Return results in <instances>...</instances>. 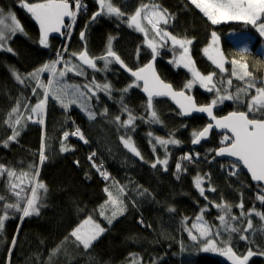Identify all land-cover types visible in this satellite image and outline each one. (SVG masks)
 I'll return each instance as SVG.
<instances>
[{"label": "trees", "instance_id": "obj_1", "mask_svg": "<svg viewBox=\"0 0 264 264\" xmlns=\"http://www.w3.org/2000/svg\"><path fill=\"white\" fill-rule=\"evenodd\" d=\"M28 3L39 0H26ZM87 7L82 9L76 18L74 30L70 38V50L80 52L85 43L91 57H99L106 51L109 36L115 37L112 41L113 50L132 69L138 68L151 58V50L144 44V35L127 26L126 18L101 16L95 22L89 23L92 13L97 11L95 0H81ZM120 6L127 2L137 8L141 3H156L162 9H167L174 19L162 28L178 38H195L190 51L195 66L204 74L215 72L217 87L221 88L222 95L229 79L231 65L228 72L220 73L203 54L215 31L222 39L224 51L232 59V42L228 38L230 32L249 33L253 39L250 48L245 52L250 70L257 78L264 75V40L257 30L243 22L231 21L219 25H212L189 0H114ZM0 9H12L17 15L23 32H17L10 38L13 52L0 50V164L15 169L17 173L28 171L29 165L35 164L40 168L39 180L46 183L49 191L43 200L44 207L40 214L23 220L21 213L14 209L8 210L9 219L5 221L3 232L0 234V264H49V257L54 247L61 245L66 236L82 223L89 215L106 229L105 233L85 250L82 245L74 242V238L63 243L59 254L51 264H133L134 259L141 264H228L220 255L195 251L185 254L181 251V241L188 240L187 232L181 224L183 217L194 218L202 207L208 205L204 214L211 225L216 220L219 210L212 206L226 201L233 206V213L239 216L240 209L235 205L243 200V211L250 209L264 213V205L257 199L258 186L253 183L249 175L240 168L236 176H231L233 163L226 159H219L215 149L222 146L224 134L213 133L209 140L199 146L191 143L193 131L202 130L208 123L204 116L195 115L184 118L167 99H154L153 103L162 123H150L146 112V100L139 87L129 89L127 93L121 90L133 82V78L116 63L104 69L103 61L97 62L96 71L85 66L88 80H75L77 84L91 82L92 78L99 84L110 83L111 96L104 92L98 93V99L93 98L90 106L97 113L95 120H89L87 115L77 106L64 110L60 104L47 101L43 117L31 113L24 105L34 106L39 99H43L42 90L38 89L34 95L32 88L34 81L20 84L16 81L13 72L22 76L49 62L56 56L62 44V39L50 37L48 47L39 44L40 30L31 14L21 7V0H0ZM87 24V28L85 25ZM85 32V40L81 41L80 32ZM139 55L137 56V49ZM171 51L163 50L156 59L157 69L164 80L170 82L178 90L191 79L190 72L183 66L176 67L172 63ZM225 81L224 84L219 81ZM257 86H261L257 84ZM237 87L243 83L233 79L229 92L235 93ZM193 95L199 104L209 103L215 93L205 92L199 87L186 90ZM254 94V93H253ZM248 99V98H244ZM20 101V113L24 127L16 141L3 146V141L11 135L10 128L4 123L8 113L16 102ZM122 101V102H121ZM122 104L132 110L137 119L133 127L124 128L114 122L117 115H122ZM107 108V114L101 115ZM247 111V108L236 101L225 100L221 106L217 105V115H224L230 111ZM31 115L32 119L27 117ZM44 124H40V119ZM125 117L122 115L121 119ZM15 116L13 117V120ZM122 123V121H121ZM79 127L89 141L85 144L75 136H69L64 147L73 149L61 152V139L65 131L72 133ZM159 135L181 141L179 145L170 146L171 157L167 171L162 165L152 168L151 164L159 157L161 149L153 152L152 135ZM133 139L136 147L143 156V160L133 154L132 164L121 161L118 150L122 147L120 137ZM42 137L45 143L47 160L39 164V149ZM151 141V142H150ZM95 152L94 162L102 165L101 171L107 172L109 180L103 179L100 173L92 167L88 156ZM186 153L193 154L192 162L182 161L180 158ZM199 153V158L195 154ZM79 162L78 164L76 162ZM182 164L186 171L177 174L175 165ZM197 174L206 178L203 187L207 200L200 196L194 186ZM179 175V179H177ZM114 182L127 186L130 190L133 185L149 190L153 199L145 204H138L131 198L126 200V211L118 216L112 225L99 216V207L107 200L105 187L109 189ZM8 177L5 174L0 178V193L7 198L6 202L14 203L15 198L6 191ZM215 187L216 192L207 189ZM264 194V193H261ZM172 207L175 212H169ZM3 205L0 204V214ZM144 221L142 226L139 221ZM246 226L247 217L243 218ZM256 229L264 227V221L252 216ZM191 221L189 222V225ZM188 225V226H189ZM16 243L13 246L12 240ZM255 243L239 241L235 238L233 246L238 254L246 253L249 247L254 252H264V232H256ZM249 264H264V256L254 255Z\"/></svg>", "mask_w": 264, "mask_h": 264}, {"label": "snow or ice", "instance_id": "obj_2", "mask_svg": "<svg viewBox=\"0 0 264 264\" xmlns=\"http://www.w3.org/2000/svg\"><path fill=\"white\" fill-rule=\"evenodd\" d=\"M95 2L97 4V11L92 13L89 23L95 22L101 16L116 17L118 19L126 18L129 28H133L144 35V44L151 50L152 59L135 70L129 68L113 50L112 41L115 37L112 36L108 38L105 53L99 57H91L85 43L83 50L78 53L72 52L69 59L65 60L64 53L68 51L67 46H65L63 53L57 52V58L55 60L44 63L32 72L27 73L26 76L13 72L16 81L20 84H25L26 81L35 82L36 87L32 88L34 95L38 89L42 90L43 99H39L30 108L29 105L25 104L24 108L31 113H36L43 117L47 101L51 98L54 102H58L64 110H68L71 105H76L86 113L89 120H95L97 113L92 110L90 101L94 97L98 99V92H104L110 97L112 91L111 84H99L96 82L95 77L92 78L90 83L83 85L68 84L64 82V77L69 72H74L78 76H85V66L96 71H101L102 69L97 68L98 61H103V70L108 69L110 64L116 63L134 78L131 84L121 90L122 93H127L133 87H139L138 82H143V92L147 96L145 108L149 117L148 122L162 123L153 101L157 97H170L179 106L180 115L188 116L193 113H206L211 119V122L202 130L191 133L192 144H199L202 139H206L214 128L226 130L221 140L223 146L214 150L215 155H227L236 159V162L230 165L232 169L230 172L231 176H236L241 166L247 170L251 180L256 182L258 186L256 199L264 205V194H261L264 193V78L258 79L254 71L250 70L249 64L243 56V53L247 52V49L242 50L240 59L232 58L228 60L219 45L220 37L215 31L211 33V39L208 45L202 50L203 54L219 69L220 73L228 72V68L225 65H231L230 76L226 81V87L223 89L227 94L221 95V88L217 87V81L214 79L216 73L210 72L204 75L195 66V61L190 55V46L193 44L195 38H178L161 27L162 24L167 25L170 18L174 19L167 9H162L156 3H141L133 14L128 15L120 7L115 6L112 0H95ZM189 3L194 5L212 25H219L231 21L243 22L245 25H250L255 28L259 35L264 37V0H189ZM21 7L26 9L39 24V44L48 47L50 33L64 35L62 31L64 29L67 30V36H71V29L75 24L78 13L87 6L83 5L81 0H39V2L35 3H28L26 0H21ZM66 18H69L71 23L65 24ZM6 20H10L11 23H5ZM85 28H87V24ZM23 31V27L14 13L9 12L5 15L3 10L0 9V50H6L10 53L13 52L11 47L6 48V41L11 35H15L17 32L22 33ZM150 32L151 39H149ZM80 39L81 41L85 40L84 31L80 32ZM169 41L174 48L175 46H179L182 50L179 58L174 59L172 63H175L178 67L182 65L192 76V79L188 80L180 91L173 90L171 84L165 83L156 73L154 67V61L160 55L159 49L165 47ZM138 55L139 48L137 49ZM72 58H75L79 63L73 64ZM60 64H63V68L58 71L57 65ZM45 73L49 74L47 83L41 79L42 74ZM233 79L243 83V87H237L235 93L229 92L233 84ZM219 83L224 84L225 81L221 80ZM194 84H199L200 87L207 89L208 92H215L216 98L207 104L198 105L193 96L186 94V90L192 89ZM257 84L261 86L258 87ZM225 100L243 104L247 108V111H232L226 116L217 117L214 115L213 110L218 103H223ZM20 107L21 103L18 100L16 106L11 109L7 119L4 121L11 130V135L2 142L5 147H7L9 142L16 141L20 135V130L18 129L24 127ZM122 108L128 118L121 123V116L117 115L114 118V122L126 129L133 127L137 117L133 115L132 110L126 105L122 104ZM107 111V108H105L101 115H106ZM14 116L15 119L13 120ZM27 119L31 120V115ZM39 123L44 124V120L41 118ZM70 135L78 137L85 144L89 142L79 127L72 133L65 131L61 139V152L73 150L64 147V142ZM148 135L151 136L152 134L149 133ZM154 139L153 152H155L156 145H159L165 148L166 154L162 160L156 157L151 167L157 168L159 165H162L164 170L167 171V146L179 145L181 141L173 138L172 135L168 139L161 137H155ZM120 140L124 148L135 157L143 160V156L130 136L127 139L122 136ZM38 155L39 164L43 165L47 160L43 137ZM95 156V152L88 156V160L92 161V167L100 173L103 179L109 180V174L101 171L102 165L95 164ZM195 158H199V153L195 154ZM180 159L182 161L192 162L194 156L193 154L186 153ZM76 163L78 164L79 162L77 161ZM175 169L177 174L181 171H186L180 162L176 163ZM5 174L8 177L5 191L11 197L15 198V202L8 203L6 202L8 197L0 195V204L3 205V214L0 215V233L3 232L5 221L9 219V209H14L16 212L21 213V220L33 215L38 216L41 208L45 206L43 200L49 191L46 183L39 180L40 168L35 164L29 165L28 171H21L20 173H17L15 169L0 164V176H4ZM206 178L210 179L209 174H205L204 176L197 174L194 178V186L200 196L205 200H207V196L205 195L206 190L203 184ZM177 179H179V175H177ZM114 183L117 194L114 196L112 191L108 187H105L104 192L108 198L99 207L98 211L99 216L106 220L108 225H112L114 220L126 211V205L122 198L125 192L124 186L119 185V182ZM207 190L213 193L216 192L215 187H209ZM146 192L147 190L145 189L144 193ZM144 193L141 194L143 195ZM209 203L219 210L220 214L216 217L217 224L211 225L205 220L204 214L208 211L207 204L200 209L194 219L183 217L181 221V224L184 226L183 230L187 232L189 240L195 242L196 247L200 248L203 252L219 253L230 261L231 264H249V259L254 255L259 254L264 256V252H254L251 247L247 249L246 253L238 254L233 246L235 238H238L239 241L255 243L254 240L249 241V234L264 232V227L254 229L251 217L254 215L261 221H264V213L256 211L254 208L248 212L243 211L244 203L242 199L235 205L236 208L240 209L239 216L233 213V206L223 201L222 198L220 203L214 201ZM107 208L112 209L110 216L106 215ZM168 211L175 212V209L169 207ZM245 217H247L246 226L241 228L239 225L244 223L243 218ZM190 221L191 224L189 227ZM139 223L142 226L151 227V225H144L142 219ZM105 231L106 229L99 223H96L93 217L89 215L69 233V236L65 237L61 245L53 249L49 257V264H51V257L60 251L63 243L69 237L74 238L75 243L82 245L87 250L92 247L93 243ZM15 243L16 240L13 237V246ZM180 248L181 251H184L183 243H181ZM133 264H141V261L134 259Z\"/></svg>", "mask_w": 264, "mask_h": 264}, {"label": "rangeland", "instance_id": "obj_3", "mask_svg": "<svg viewBox=\"0 0 264 264\" xmlns=\"http://www.w3.org/2000/svg\"><path fill=\"white\" fill-rule=\"evenodd\" d=\"M112 2L114 3V5L115 6H118V7H120L121 8V10L123 11V12H125L126 14H128V15H131V14H133L134 12H135V9L136 8H134L133 7V5L132 4H130V2H127L125 5H119L118 3H115L114 2V0H112ZM3 10V13L5 14V15H7L9 12H12V13H14L15 14V16H16V18H17V15H16V13L14 12V10H12V9H2ZM18 19V18H17ZM170 20V19H169ZM19 21V20H18ZM5 23H11V21L10 20H6L5 21ZM71 23V22H70ZM75 23H76V21H75ZM145 25L147 26V24H146V22H145ZM163 26H165V25H161V27H163ZM74 27H75V24H74V26L72 27V29H71V34H72V32H73V30H74ZM142 34V33H141ZM12 36V35H11ZM11 36L9 37V39L6 41V48L7 47H11L10 46V43H9V41H10V38H11ZM219 36V35H218ZM228 38L230 39V42H232V51H233V58H237V59H240L241 58V54H242V50L243 49H249L250 48V43H251V40L253 39V37H251V34H249V33H245V32H243V33H235V32H230L228 35ZM220 37V36H219ZM152 38V36H151V32L149 33V39H151ZM263 38V40H264V37H262ZM68 43V46H67V49H68V51H67V53H64V59L65 60H68L69 59V56H70V54L72 53V52H76V51H74V50H70V41L69 42H67V41H64V42H62V50L64 51V48H65V46H66V44ZM219 45H220V47H221V49H222V51L224 52V54H225V56H226V58L228 59V60H231L228 56H227V54L225 53V51H224V44H223V41H222V39H221V37H220V40H219ZM163 50H166V51H171V53H172V57H171V59H172V61L174 60V59H178L179 58V56H180V53H181V49L179 48V46H175V48L173 47V45L171 44V42L169 41L168 43H167V45L165 46V47H163V48H161V49H159V51H160V53L163 51ZM78 53V52H77ZM190 55H191V51H190ZM243 56H244V59L246 58L245 57V52L243 53ZM191 57H192V55H191ZM57 58V56H54V58L52 59V60H50V61H53V60H55ZM193 59V58H192ZM49 61V62H50ZM72 63L73 64H76V63H79V61H77L75 58H72ZM176 67H178L175 63H173ZM228 65L229 64H226L225 65V67L226 68H228ZM182 66V65H181ZM63 68V64H60V65H57V70L59 71L60 69H62ZM197 68V67H196ZM198 69V68H197ZM201 72V71H200ZM17 73V72H16ZM85 73H86V75H87V70L85 69ZM202 73V72H201ZM191 74V73H190ZM202 74H204V73H202ZM85 75V76H86ZM204 75H207V74H204ZM85 76H78V75H76L74 72H69L68 74H67V76L66 77H64V82H66V83H68V84H77L76 82H75V80H88ZM48 78H49V74H47V73H45V74H42V76H41V79L45 82V83H47V80H48ZM263 78H264V75H263ZM191 79H192V76H191ZM86 83H89V82H83L82 83V85L83 84H86ZM78 85H80V84H78ZM195 87H199L200 89H202L203 91H205V92H208L207 91V89H205V88H202V87H200V85L199 84H194V86H193V88H195ZM192 88V89H193ZM99 93V92H98ZM98 93H97V95H98ZM210 94L211 93H215V92H209ZM216 94V93H215ZM222 95V94H221ZM214 98H216V96L214 97ZM213 98V99H214ZM49 100H51V101H53L51 98L49 99ZM54 102V101H53ZM56 103H58V102H56ZM223 103H224V101H223ZM223 103H218L217 105L218 106H221ZM59 104V103H58ZM73 106H76V105H71L69 108H71V107H73ZM78 107V106H77ZM79 108V107H78ZM82 111V110H81ZM36 114V113H35ZM84 114H86L85 112H84ZM122 115L125 117L124 119H121V121L123 122L124 120H126L128 117H127V114L126 113H122ZM122 115H120V116H122ZM225 135V134H224ZM155 137H161V138H164V139H167V138H165V137H162V136H159V135H155V134H153L152 135V140H153V142H154V144H155ZM133 140V139H132ZM134 142V141H133ZM135 144V143H134ZM135 146H136V144H135ZM170 146H172V147H174V146H176V145H168L167 146V154H168V162H169V160H170V157H171V151L169 150V147ZM161 149V153L159 154V158L162 160V159H164L165 158V154H166V152H165V148H163V147H161V146H159V145H156V149H155V151H157V149ZM118 154H119V156L120 157H122V159H121V161L123 162V163H125V164H129V165H131L132 164V162H133V160H132V157L130 156V155H132V153H130L126 148H124V146H123V144H122V147L120 148V150H118ZM0 178H1V176H0ZM119 185H121V186H124V185H122V184H120L119 183ZM110 191H112V193H113V195L115 196L116 194H117V192H116V186L114 185V186H112L110 189H109ZM124 190H125V192H124V195L122 196V198H123V200H124V203H125V205H126V200L127 199H129V198H131L133 201H135L136 203L138 202V204H140V205H142V204H145V203H148L149 204V202L153 199V194L149 191V190H147V192L146 193H144V188H142V187H140V186H137V185H133V187L131 188V190L127 187V186H124ZM141 193H144L143 195L141 194ZM0 195H1V193H0ZM126 199V200H125ZM111 211H112V209L111 208H107L106 209V215H111ZM256 211H258V210H256ZM3 214V213H2ZM2 214H0V215H2ZM218 216V215H217ZM205 217V216H204ZM195 218V217H194ZM193 218V219H194ZM246 218V217H245ZM252 218V217H251ZM205 220H207L206 219V217H205ZM253 220V226H254V229H256V227H255V225H254V219H252ZM95 221V220H94ZM208 221V220H207ZM96 222V221H95ZM96 223H98V222H96ZM209 223V222H208ZM100 224V223H99ZM210 224V223H209ZM101 225V224H100ZM189 227H190V225H189ZM1 234V233H0ZM255 235H256V232H254V233H250L249 234V241H253V240H255ZM181 243H183V245H184V253L185 254H192L193 252H195V251H201L200 250V248H198V247H196L195 246V242H193V241H191V240H189V238H188V240H185V241H181ZM57 247V246H56ZM56 247H54L53 249H55ZM53 249H52V251H53ZM52 251H51V253H52ZM201 252H203V251H201ZM205 253H210V254H216V255H220L219 253H213V252H205ZM58 254H59V252H57L56 253V255L55 256H52L51 257V263L53 262V260H55L56 258H57V256H58ZM252 258V257H251ZM250 258V259H251ZM250 259H249V261H250ZM36 264H39L38 263V261H37V263Z\"/></svg>", "mask_w": 264, "mask_h": 264}, {"label": "water", "instance_id": "obj_4", "mask_svg": "<svg viewBox=\"0 0 264 264\" xmlns=\"http://www.w3.org/2000/svg\"><path fill=\"white\" fill-rule=\"evenodd\" d=\"M33 18V17H32ZM34 19V18H33ZM34 21H35V19H34ZM70 21V19L69 18H66L65 19V24H68V22ZM36 22V21H35ZM37 23V22H36ZM37 25L39 26V24L37 23ZM62 31L64 32V34H65V31L66 30H64V29H62ZM50 37H57V38H60V39H62L63 37H64V35H61L60 33H50L49 34V38ZM152 59V58H151ZM150 59V60H151ZM157 59V58H156ZM149 60V61H150ZM148 61V62H149ZM148 62H146V63H148ZM125 63V62H124ZM145 63V64H146ZM126 64V63H125ZM127 65V64H126ZM120 66V65H119ZM128 66V65H127ZM143 66V65H142ZM142 66H140V67H142ZM121 67V66H120ZM129 67V66H128ZM154 67H155V71H156V73L159 75V77L165 82V83H168V84H171L172 85V87H173V90H175V91H180V90H178V89H176L175 87H174V85L172 84V83H170V82H167L166 80H164L163 78H162V76L160 75V73H159V71H158V69H157V64H156V60L154 61ZM122 68V67H121ZM130 68V67H129ZM139 68V67H138ZM123 69V71H125L127 74H129L130 76H131V74L130 73H128L124 68H122ZM132 69V68H131ZM136 69V68H135ZM135 69H133V70H135ZM132 77V76H131ZM133 78V77H132ZM134 79V78H133ZM139 84H140V90H141V93L143 94V96H145L146 98H147V96H146V93H144L143 92V82L141 81V82H138ZM186 94L187 95H191L190 93H188L187 91H186ZM191 96H193V95H191ZM194 97V96H193ZM162 98H164V99H167V100H169L172 104H173V106H175V108L179 111V113H180V109H179V106L175 103V101L174 100H172L170 97H157V98H155V99H162ZM195 98V97H194ZM195 101H196V103L198 104V105H203V104H199L198 102H197V100H196V98H195ZM214 115H216L217 117H222V116H226L228 113H226V114H224V115H217V106L214 108ZM235 111V110H234ZM230 112H232V111H230ZM195 115H198V116H204L206 119H207V121H208V123H210L211 122V119L207 116V114L206 113H193V114H191V115H188V116H183L184 118H191V117H193V116H195ZM207 123V124H208ZM206 124V125H207ZM225 132H226V130H224V129H213L211 132H210V134H209V136L206 138V139H202L201 140V142L199 143V144H193V146H199V145H201L202 143H204V142H206L207 140H209L210 139V137L212 136V134L213 133H218V134H225ZM223 146V145H222ZM221 146V147H222ZM220 148V147H219ZM217 158H219V159H226V160H229V161H231V162H233V163H235L236 162V159L234 158V157H229V156H227V155H225V156H216ZM240 168H242L247 174H248V172H247V170L246 169H244L242 166L240 167ZM249 175V174H248ZM249 177H250V175H249ZM251 179V178H250ZM253 182V181H252ZM253 183H256V182H253ZM257 184V183H256ZM220 257L226 262V263H228V264H231V262L230 261H228L225 257H223V256H221L220 255Z\"/></svg>", "mask_w": 264, "mask_h": 264}, {"label": "built area", "instance_id": "obj_5", "mask_svg": "<svg viewBox=\"0 0 264 264\" xmlns=\"http://www.w3.org/2000/svg\"><path fill=\"white\" fill-rule=\"evenodd\" d=\"M71 22V20L68 22V24ZM70 38H71V36L70 37H68L67 36V30L65 31V34H64V37L62 38V42H64V41H67V42H69L70 41ZM66 46H68V43L66 44ZM57 52H64L63 50H62V45L60 46V48L57 50ZM57 52H56V56H57ZM76 139H78V137H75Z\"/></svg>", "mask_w": 264, "mask_h": 264}]
</instances>
